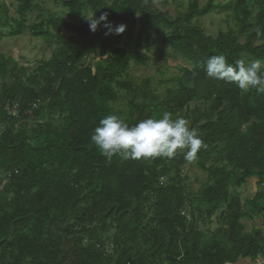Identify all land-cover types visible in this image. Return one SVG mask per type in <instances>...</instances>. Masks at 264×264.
Returning a JSON list of instances; mask_svg holds the SVG:
<instances>
[{
    "label": "trees",
    "instance_id": "trees-1",
    "mask_svg": "<svg viewBox=\"0 0 264 264\" xmlns=\"http://www.w3.org/2000/svg\"><path fill=\"white\" fill-rule=\"evenodd\" d=\"M51 1L60 13L37 0H0V40L29 32L52 46L35 68L0 51V264L263 260L264 92L209 78L205 65L214 55L264 64V0H188L174 16L157 0ZM88 10L107 14L112 30L64 19ZM216 10L232 25L215 36L194 19ZM162 32L191 67L159 97L149 92L152 76L137 83L130 70L147 63ZM165 111L191 119L206 145L194 160L206 172L197 190L182 174L194 162L183 153L109 161L90 139L107 115L132 126ZM253 178L256 194L242 201L236 189ZM258 217L247 230L243 219Z\"/></svg>",
    "mask_w": 264,
    "mask_h": 264
},
{
    "label": "clouds",
    "instance_id": "clouds-1",
    "mask_svg": "<svg viewBox=\"0 0 264 264\" xmlns=\"http://www.w3.org/2000/svg\"><path fill=\"white\" fill-rule=\"evenodd\" d=\"M89 19L90 30L95 32L101 21L111 31L107 22V14ZM124 25L115 28L117 34L123 33ZM257 35H261L259 30ZM209 78L234 83L242 91L256 88L264 92V64L260 61L245 62L238 60L235 65L227 63L223 55L211 56L205 65ZM92 143L100 154L109 161L114 156L123 159L148 160L155 158L173 159L178 153L192 162L197 158L199 150L206 145L199 137L196 129L182 117L173 118L165 111L160 118L149 117L130 126L128 122L115 114L103 117L95 127L91 137Z\"/></svg>",
    "mask_w": 264,
    "mask_h": 264
},
{
    "label": "rangeland",
    "instance_id": "rangeland-1",
    "mask_svg": "<svg viewBox=\"0 0 264 264\" xmlns=\"http://www.w3.org/2000/svg\"><path fill=\"white\" fill-rule=\"evenodd\" d=\"M10 2V0H6ZM160 1L165 3V10L169 11L171 15L177 14V10L182 11L183 13L188 10V0H181L180 7H177V3L173 0H157L155 4H159ZM169 2V3H168ZM204 5L207 0H199ZM37 8L42 10L49 9L52 12L60 13L63 9L61 5L54 3L51 0H37ZM161 7V5H159ZM178 8V9H176ZM14 13V12H13ZM225 11H213L210 14L200 18H195V24L203 26L207 32L214 34L215 36L220 30L228 31L231 27L232 23L227 22ZM16 14V13H15ZM93 14L92 10H88L82 15L79 16H69L67 14L64 15L65 20H76L81 22L86 18L90 17ZM32 16L30 21H33L36 17V13H30ZM162 34L160 36V40L158 45L153 46L152 51L148 54V58L146 60L145 65H139L135 62H132V67L130 70V77L134 82L140 83L146 77L152 76V84L149 86V92L156 93L157 96H165V91L169 89V87H174L176 82L168 81L167 79H171L172 76H181L183 74V67L189 66L191 67V63L183 58L179 54H175L174 50L170 45L165 44L162 41ZM51 48L47 42H45L41 38H36L32 36L31 33L26 32L21 36H5L0 40V51L7 53L10 57H14L20 65L22 66H31L35 68L37 66V61L42 58H49L51 55ZM165 73V74H163ZM172 80V79H171ZM118 106L121 107L120 101L118 102ZM175 109L178 110L177 107ZM189 122V126L191 123V119H187ZM39 121L37 119L30 120V124H36ZM182 174L188 176L190 178L191 185L194 190H197L200 186V180L206 174L200 167H198L196 161L186 167ZM256 180L250 179L248 183L244 184L239 189H236L241 197V200H245L247 197H253L256 194L257 187L255 185ZM220 211H218L219 213ZM219 215L216 214L211 223L210 228L212 230H216L219 226L218 224ZM243 221L246 223V229L250 230L252 226H256L258 222H260L259 217L256 219L244 218ZM264 229V225H262ZM246 262H239L236 264H263L264 259H258L255 263L247 262L249 260H245Z\"/></svg>",
    "mask_w": 264,
    "mask_h": 264
},
{
    "label": "built area",
    "instance_id": "built-area-1",
    "mask_svg": "<svg viewBox=\"0 0 264 264\" xmlns=\"http://www.w3.org/2000/svg\"><path fill=\"white\" fill-rule=\"evenodd\" d=\"M6 109H7L9 112L11 111L12 114H16V112H17V108H16V106H10L9 104L6 106Z\"/></svg>",
    "mask_w": 264,
    "mask_h": 264
}]
</instances>
